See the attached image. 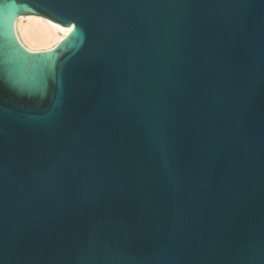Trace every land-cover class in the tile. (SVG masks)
Wrapping results in <instances>:
<instances>
[{"label":"water","instance_id":"1","mask_svg":"<svg viewBox=\"0 0 264 264\" xmlns=\"http://www.w3.org/2000/svg\"><path fill=\"white\" fill-rule=\"evenodd\" d=\"M0 264H264V0H0Z\"/></svg>","mask_w":264,"mask_h":264},{"label":"bare ground","instance_id":"2","mask_svg":"<svg viewBox=\"0 0 264 264\" xmlns=\"http://www.w3.org/2000/svg\"><path fill=\"white\" fill-rule=\"evenodd\" d=\"M20 42L31 51L54 48L66 35L55 23L39 15H22L15 22Z\"/></svg>","mask_w":264,"mask_h":264}]
</instances>
